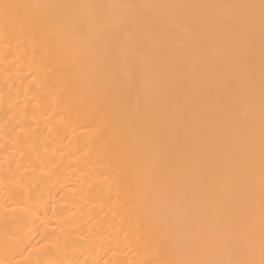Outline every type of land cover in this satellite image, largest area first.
I'll return each instance as SVG.
<instances>
[{"label":"bare ground","instance_id":"1","mask_svg":"<svg viewBox=\"0 0 264 264\" xmlns=\"http://www.w3.org/2000/svg\"><path fill=\"white\" fill-rule=\"evenodd\" d=\"M0 264H264V0H0Z\"/></svg>","mask_w":264,"mask_h":264}]
</instances>
